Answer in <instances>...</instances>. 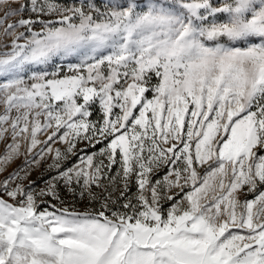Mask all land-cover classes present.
Returning <instances> with one entry per match:
<instances>
[{"label":"snow or ice","instance_id":"snow-or-ice-1","mask_svg":"<svg viewBox=\"0 0 264 264\" xmlns=\"http://www.w3.org/2000/svg\"><path fill=\"white\" fill-rule=\"evenodd\" d=\"M0 264H264V0H0Z\"/></svg>","mask_w":264,"mask_h":264},{"label":"rangeland","instance_id":"rangeland-1","mask_svg":"<svg viewBox=\"0 0 264 264\" xmlns=\"http://www.w3.org/2000/svg\"><path fill=\"white\" fill-rule=\"evenodd\" d=\"M20 163V161L18 160V161H16L10 168H9V171H11L12 170V168H15L18 164ZM34 178H35V174H34ZM77 207H79V208H81L82 209V207H83V205L82 204H80V205H77Z\"/></svg>","mask_w":264,"mask_h":264}]
</instances>
